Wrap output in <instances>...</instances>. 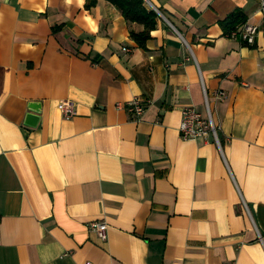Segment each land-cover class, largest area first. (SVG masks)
<instances>
[{
    "label": "crops",
    "instance_id": "0c3cea01",
    "mask_svg": "<svg viewBox=\"0 0 264 264\" xmlns=\"http://www.w3.org/2000/svg\"><path fill=\"white\" fill-rule=\"evenodd\" d=\"M145 2L139 44L107 0H0V264H264L261 0ZM204 91L220 147L178 133Z\"/></svg>",
    "mask_w": 264,
    "mask_h": 264
},
{
    "label": "built area",
    "instance_id": "2783aa9c",
    "mask_svg": "<svg viewBox=\"0 0 264 264\" xmlns=\"http://www.w3.org/2000/svg\"><path fill=\"white\" fill-rule=\"evenodd\" d=\"M261 8L264 9V3L261 0ZM255 27L254 25L243 22L236 26L231 32V36L236 37L242 43L251 45L255 40ZM222 92L218 91V95L222 96ZM204 100L206 107V115L203 116L198 110L191 106H183L180 108V122L178 125V133L182 140H198L201 139L205 142L210 141L220 147V141L218 136L219 125L214 121L212 113L207 104V96L204 91ZM116 106L123 107L138 116L144 110V106L138 97L121 103H116ZM59 111L64 117H71L74 115V103L70 100H61L57 105ZM89 229L94 231L97 236L104 240L106 239L107 223L104 220H93L88 225ZM83 264H94L91 261H85Z\"/></svg>",
    "mask_w": 264,
    "mask_h": 264
},
{
    "label": "trees",
    "instance_id": "16d2710c",
    "mask_svg": "<svg viewBox=\"0 0 264 264\" xmlns=\"http://www.w3.org/2000/svg\"><path fill=\"white\" fill-rule=\"evenodd\" d=\"M114 4L128 21L138 22L144 26L139 33L130 31V36L139 44L149 37L150 30L155 26L158 14L155 10L147 6L145 0H107ZM95 0H86V6L94 4ZM246 16L240 9L229 13L220 24L223 26L227 35L236 28L237 25L245 22Z\"/></svg>",
    "mask_w": 264,
    "mask_h": 264
},
{
    "label": "water",
    "instance_id": "95a60500",
    "mask_svg": "<svg viewBox=\"0 0 264 264\" xmlns=\"http://www.w3.org/2000/svg\"><path fill=\"white\" fill-rule=\"evenodd\" d=\"M31 107L32 109L36 110L35 109L36 105H32ZM37 120H38V115H36L35 113H28L26 115V122L30 125L36 124Z\"/></svg>",
    "mask_w": 264,
    "mask_h": 264
}]
</instances>
